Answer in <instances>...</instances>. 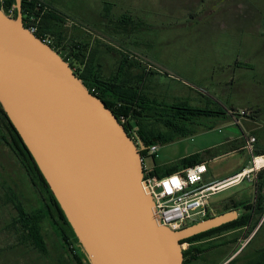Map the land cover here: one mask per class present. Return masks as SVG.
<instances>
[{
	"label": "rangeland",
	"instance_id": "374dc122",
	"mask_svg": "<svg viewBox=\"0 0 264 264\" xmlns=\"http://www.w3.org/2000/svg\"><path fill=\"white\" fill-rule=\"evenodd\" d=\"M37 2L43 6L41 14L52 10L60 15L61 22L43 19L42 25L52 39L58 40L63 54L72 52L74 45L84 44L88 51L92 48L97 58L93 65L100 67L104 78L117 75L119 59L128 58L126 66L140 64L142 69L129 68L126 78L136 81L137 87L145 85L144 90L158 102L168 105L188 102L193 107L204 108L209 98L217 104V107L211 105L215 109L229 111L234 104L246 106L244 110L251 112L246 98L248 93H253L255 98L262 96L264 111V0ZM140 72L144 73L141 82ZM260 121L264 123V116ZM198 124L214 129L192 127L194 134L160 144L157 157H147L146 165L159 169L163 175L168 168L192 155L207 159L215 153L211 149L216 144L229 136L241 135L239 126L230 119H204L198 120ZM256 137L264 143V131ZM4 139L10 142L11 136L0 113V264H76L48 218L43 222L49 245L47 256L21 245L18 235L7 229L17 217L15 205L30 213L43 208V202L26 169ZM226 149V146L221 148ZM247 153L251 162L246 169L254 171L242 183L211 199L215 216L231 208L234 200L254 202L256 173L264 171V166L256 168L252 155ZM234 160L236 156H230L225 163L232 164ZM238 211L240 215L247 212L244 208ZM257 223L260 225L254 233ZM200 243L194 242L192 246L231 244L202 254L194 264H223L245 245L239 253V263L255 261L264 250V217L260 220L253 216L247 233L228 231ZM184 247L188 249L187 244Z\"/></svg>",
	"mask_w": 264,
	"mask_h": 264
},
{
	"label": "water",
	"instance_id": "95a60500",
	"mask_svg": "<svg viewBox=\"0 0 264 264\" xmlns=\"http://www.w3.org/2000/svg\"><path fill=\"white\" fill-rule=\"evenodd\" d=\"M0 7V105L35 160L90 264H184L182 241L238 210L179 231L159 224L142 151L116 114L53 47ZM240 252V251H239ZM223 264H228L238 254Z\"/></svg>",
	"mask_w": 264,
	"mask_h": 264
},
{
	"label": "trees",
	"instance_id": "16d2710c",
	"mask_svg": "<svg viewBox=\"0 0 264 264\" xmlns=\"http://www.w3.org/2000/svg\"><path fill=\"white\" fill-rule=\"evenodd\" d=\"M6 4L8 7H12L16 5V0H7ZM42 9L43 6L40 5L37 0H22L23 16L25 17L27 14L32 13L39 21L40 32L38 36L47 34V31L42 25L43 19L62 21L60 15L52 10H49L45 14H41ZM16 17L17 9L14 18ZM61 38L59 37L58 39ZM54 42L55 45L52 47L70 63L76 75L83 80L89 91L104 101L106 106L116 114L119 121H121V118H126L128 120L127 126H125L127 132L129 129H132L135 137H138L148 148L153 145L172 143L177 139L194 134L196 132L194 130L196 126L204 127L202 124H198V120L213 118L229 119L228 108L225 110L222 108H213L215 106L217 107V104L212 102L209 98H207L208 103L204 108L193 107L188 102L169 105L158 102L147 90H144L145 85L137 87V85L134 84L136 81H133L131 77L130 79L126 78L128 68L122 69L112 78H104L99 70L100 67L94 66L93 62L91 63L89 59H87L88 49L84 44L72 46V52L65 55L63 51L60 50V43H58V40H54ZM126 61H128V58ZM134 66L142 69L140 64H135ZM134 66L130 68H134ZM143 77L144 76L139 77L140 80L138 81L141 82L144 80ZM211 105H213V107ZM229 111L236 112L237 110L231 108ZM0 113L1 118L3 117L4 125L11 136L10 142L5 139L4 141L12 147L15 155L26 169L32 184L39 192L43 202V208L30 213L21 205H15L17 217L7 229L14 231L15 234L18 235V242L21 245H25L26 247L30 246L41 255L47 256L49 254V245L43 233V222L48 218L55 227L59 238H61L60 240L63 248H69L68 251L72 260L76 264H87L89 260L86 253L83 251L82 246L35 160L16 129L11 125L1 105ZM204 129L212 130L214 127L208 126L204 127ZM145 152L146 151L142 152L143 156ZM255 155L258 157L264 156V151H256ZM202 162L201 155L195 154L184 158L179 165L168 168L163 175L160 174L159 169L154 168L153 176L160 178L175 173H183L187 168ZM256 177L257 191L254 202L234 203L233 201L232 207L224 211L228 212L234 210L233 208L238 209L240 206H244L243 208L247 211L246 213L240 215L237 220L231 223L224 224L219 228L186 239L182 241V244L186 242H201L207 238L231 230L249 228L253 216H257L262 220L264 217V171L257 174ZM257 224L259 225V223ZM207 247L208 248L203 249L202 246L195 247L193 245L190 249L184 251V264H194L198 261L202 253L215 248L214 245H209ZM240 255L241 254L237 255L228 264H264V250L262 256L255 261L239 263Z\"/></svg>",
	"mask_w": 264,
	"mask_h": 264
},
{
	"label": "built area",
	"instance_id": "2783aa9c",
	"mask_svg": "<svg viewBox=\"0 0 264 264\" xmlns=\"http://www.w3.org/2000/svg\"><path fill=\"white\" fill-rule=\"evenodd\" d=\"M6 2L7 0H0V7L8 17L14 18L16 6L8 7ZM23 18L26 28L32 34L51 47L55 45L54 39L48 34L38 36L40 32L39 21L34 14L29 13L25 17L23 16ZM228 114L234 124L240 127V118L247 117L249 113L247 110H239L236 112L228 111ZM120 123L125 127L128 120L121 118ZM128 132L131 137L133 136L132 138L138 145L133 130L129 129ZM245 138L246 143L244 148L252 155V163L255 165L256 159L264 156L258 157L255 155L256 136L245 134ZM159 150V145H153L145 150L144 156L142 155L144 169L143 183L153 197L154 217L156 221L173 231H179L189 225L215 216V209L212 207L211 199L242 183L254 171L253 169L245 168L227 179L208 182L206 180L208 165L200 163L187 168L183 173H175L157 178L153 176V169H150L146 165L145 159L147 157H157ZM184 246L186 244H182L183 250H186Z\"/></svg>",
	"mask_w": 264,
	"mask_h": 264
},
{
	"label": "crops",
	"instance_id": "0c3cea01",
	"mask_svg": "<svg viewBox=\"0 0 264 264\" xmlns=\"http://www.w3.org/2000/svg\"><path fill=\"white\" fill-rule=\"evenodd\" d=\"M93 53L94 50L92 48L87 52V59H89L91 63L97 61V58H94ZM119 60H120L119 61L120 67L118 72H120L122 69H127V68L129 69L131 67L129 65L128 66L125 65V63L128 64L125 58ZM133 69L141 70L140 68H137L135 66ZM139 74L140 76H144V73L142 72H140ZM256 97L257 98L254 97L253 93H248L247 95L246 99H248L247 101H249L250 104L248 107H250L249 109L251 110L252 113L249 111L247 117L240 118V122H241V126L239 127L241 131L240 137L238 138L235 136H229L223 142L216 144L211 149V151L212 150L215 151V153L212 156H207V159L205 157L202 158L203 160L202 163H206L208 165V173L206 175V180L208 182L227 179L233 176L234 174L238 173L242 169L246 168V165L251 162L250 157L247 153L248 151L245 150L244 148L246 143L245 134L254 135V136L258 135L260 137V132L264 131V123L261 124L262 121H260V118H263L264 116L263 107H261L262 96H256ZM245 107L246 106L239 107L237 105L232 104L230 106V109L234 108L237 111H239L240 109L244 110ZM229 119L232 120L230 117ZM225 146L227 147V149L221 150V148H224ZM256 151H260V152L264 151V143L261 142L260 138H258L257 141ZM230 156L232 157L236 156V160H234L232 164L225 163V160L230 158ZM216 161L223 162V164L215 163ZM216 164H220V165L217 167ZM259 225L255 229L254 233L257 231Z\"/></svg>",
	"mask_w": 264,
	"mask_h": 264
},
{
	"label": "flooded vegetation",
	"instance_id": "af4514ba",
	"mask_svg": "<svg viewBox=\"0 0 264 264\" xmlns=\"http://www.w3.org/2000/svg\"><path fill=\"white\" fill-rule=\"evenodd\" d=\"M123 20H125V19H123ZM128 20H129V19L126 18V22H127ZM238 202L245 203L244 201H236V200H234V203H238ZM243 207H244V206H243ZM243 207L240 206L238 209H236V208H233V209H235V210H239V209H241V208H243ZM238 212H239V211H238ZM251 221H252V220H251ZM250 223H251V222H250ZM243 230H244V231H247L248 228L246 227V228H243V229H235V230H231L230 232H238V231H243ZM204 242H205V241H204ZM201 243H203V241H201ZM201 243H200V244H201ZM183 244H187V245H188V247H187L188 249H190L191 246H192V243H189V242H186V243H183ZM203 244H204V243H203ZM227 244H231V243L220 244V245H218V246H217V245H216V246L214 245L215 248H213L212 250H214V249H216V248H218V247H224V246H226ZM245 246H246V245H245ZM245 246H243L239 251L241 252V250H242ZM202 247H203V249H206L204 245H202ZM188 249H186V250H188ZM212 250H208V251H212ZM208 251H206V252H208ZM239 251H237V252H239ZM206 252H204V253H206ZM237 252H236V253H237ZM240 252H239V253H240ZM204 253H202V254H204ZM236 253H235V254H236ZM202 254H201V255H202ZM230 258H231V257H230ZM230 258H229V259H230ZM229 259H228V260H229ZM224 263H225V262H224Z\"/></svg>",
	"mask_w": 264,
	"mask_h": 264
},
{
	"label": "bare ground",
	"instance_id": "6f19581e",
	"mask_svg": "<svg viewBox=\"0 0 264 264\" xmlns=\"http://www.w3.org/2000/svg\"><path fill=\"white\" fill-rule=\"evenodd\" d=\"M255 163H256L255 165L257 168L263 166L264 165V157L257 158Z\"/></svg>",
	"mask_w": 264,
	"mask_h": 264
}]
</instances>
